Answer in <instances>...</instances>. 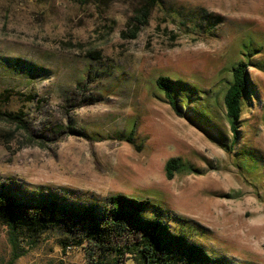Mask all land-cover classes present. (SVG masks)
I'll use <instances>...</instances> for the list:
<instances>
[{"label": "rangeland", "instance_id": "obj_1", "mask_svg": "<svg viewBox=\"0 0 264 264\" xmlns=\"http://www.w3.org/2000/svg\"><path fill=\"white\" fill-rule=\"evenodd\" d=\"M139 1L0 0V110L28 124L0 118V185L151 199L198 225L213 256L264 264V0H160L138 38H124ZM207 16L220 23L206 28ZM248 42L254 90L230 152L224 95ZM161 76L198 87L185 117ZM133 126L137 146L120 140ZM177 157L198 172L169 180ZM57 238L21 236L15 249L0 223V264L94 263L86 245ZM100 263L136 264L116 250Z\"/></svg>", "mask_w": 264, "mask_h": 264}, {"label": "trees", "instance_id": "obj_2", "mask_svg": "<svg viewBox=\"0 0 264 264\" xmlns=\"http://www.w3.org/2000/svg\"><path fill=\"white\" fill-rule=\"evenodd\" d=\"M159 3L160 0H140L128 30L122 36L137 39ZM206 21V28L208 25L214 28L220 23L210 16ZM243 48L244 58L232 68V80L224 95V111L233 140L229 147L223 146L230 152L237 143L244 110L254 90L248 75L250 57L255 51L253 43L248 42ZM156 85L180 117H185L184 107L191 97L199 94L198 87L171 76L159 77ZM202 115L208 116L207 113ZM0 118L18 128L28 129L22 113L0 110ZM136 134L133 126L127 134L120 136V140L137 146ZM165 168L169 180L177 174L198 172L178 157L170 158ZM72 194L68 189L55 194L45 186L27 191L21 186L0 185V223L7 227L14 248L18 247L21 236L37 241L41 235L57 231L60 247L86 245L90 260L95 264H101L100 259L113 250L131 254L136 264H234L225 257L213 256L204 245L195 241L197 237H203L198 225L170 216L158 202L125 194L90 195L82 202L80 197L71 199Z\"/></svg>", "mask_w": 264, "mask_h": 264}]
</instances>
